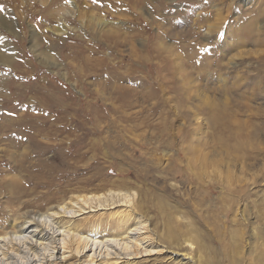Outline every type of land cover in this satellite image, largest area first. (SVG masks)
I'll return each instance as SVG.
<instances>
[{
	"label": "rangeland",
	"instance_id": "1",
	"mask_svg": "<svg viewBox=\"0 0 264 264\" xmlns=\"http://www.w3.org/2000/svg\"><path fill=\"white\" fill-rule=\"evenodd\" d=\"M120 185L139 264H264V0H0V230Z\"/></svg>",
	"mask_w": 264,
	"mask_h": 264
},
{
	"label": "bare ground",
	"instance_id": "2",
	"mask_svg": "<svg viewBox=\"0 0 264 264\" xmlns=\"http://www.w3.org/2000/svg\"><path fill=\"white\" fill-rule=\"evenodd\" d=\"M69 8L60 6L55 15L63 18ZM72 136L92 140L90 159L98 163L94 158L99 153L95 134ZM119 187L81 190L42 211L16 214L0 230V264H139L151 257L157 260L158 256L172 263L185 260V255L170 250L152 232L139 213L136 192L125 185ZM103 215L110 218L105 225L100 221ZM115 225L117 229L112 231L104 228ZM194 241L190 237L181 242L187 254L193 252Z\"/></svg>",
	"mask_w": 264,
	"mask_h": 264
}]
</instances>
